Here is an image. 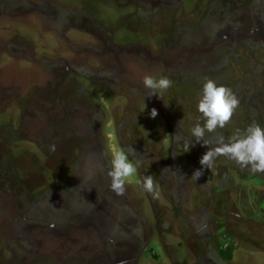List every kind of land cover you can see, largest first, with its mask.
Listing matches in <instances>:
<instances>
[{
	"label": "rangeland",
	"instance_id": "rangeland-1",
	"mask_svg": "<svg viewBox=\"0 0 264 264\" xmlns=\"http://www.w3.org/2000/svg\"><path fill=\"white\" fill-rule=\"evenodd\" d=\"M146 75L172 86L150 96ZM206 78L239 100L210 146L191 135ZM253 122L264 0H0V264H264V173L200 163Z\"/></svg>",
	"mask_w": 264,
	"mask_h": 264
},
{
	"label": "clouds",
	"instance_id": "clouds-1",
	"mask_svg": "<svg viewBox=\"0 0 264 264\" xmlns=\"http://www.w3.org/2000/svg\"><path fill=\"white\" fill-rule=\"evenodd\" d=\"M143 84L152 90L150 95L152 96L158 94V90L169 89L172 86V81L166 76L157 78L153 75H146L143 78ZM238 107L239 100L230 88L217 85L215 80L206 78L197 104L203 125L198 120L192 128L191 135L194 137V141L210 146L213 141L205 138V133H216L218 128L226 127ZM157 115V110L153 109L152 118ZM190 147L191 141L186 147V152L190 150ZM130 153L135 154L132 148L127 151L121 149L114 152L112 156L111 170L108 172V176L111 179V190L117 195H124L127 179L132 177L140 166V161L129 159ZM221 156L231 159L242 169H249L254 174L264 173V127L253 122L243 132L236 129L235 134L227 142L223 135L217 134L215 146L210 147L200 163L204 168L211 169L216 159ZM201 175V171H196L193 177L199 179ZM139 183L142 190L148 192L153 198L159 197L160 193L152 175L144 176ZM61 195L63 197V193Z\"/></svg>",
	"mask_w": 264,
	"mask_h": 264
}]
</instances>
